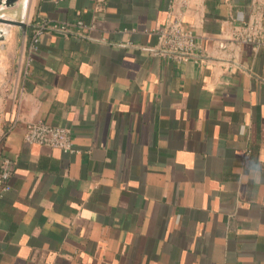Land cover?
Listing matches in <instances>:
<instances>
[{
	"label": "crops",
	"instance_id": "crops-1",
	"mask_svg": "<svg viewBox=\"0 0 264 264\" xmlns=\"http://www.w3.org/2000/svg\"><path fill=\"white\" fill-rule=\"evenodd\" d=\"M26 23L0 44V264H264V0H29ZM44 23L71 31L30 53ZM173 23L199 63L159 53Z\"/></svg>",
	"mask_w": 264,
	"mask_h": 264
},
{
	"label": "built area",
	"instance_id": "built-area-1",
	"mask_svg": "<svg viewBox=\"0 0 264 264\" xmlns=\"http://www.w3.org/2000/svg\"><path fill=\"white\" fill-rule=\"evenodd\" d=\"M76 26L81 29L89 27L82 21H78ZM71 25L68 23L49 25L41 24L36 29L30 46V53L37 50V45L40 41V36L44 32L58 33L67 35L71 31ZM159 53L164 56H171L177 62L194 61L199 63L197 54L198 46L193 36L185 32L182 25L173 23L167 27L160 29L158 32ZM260 37L258 27H244L240 32L234 35V40L239 42L254 43ZM226 43H221L220 47L225 48ZM24 140L27 144L44 146L51 149L59 150L63 153H75L76 148L73 142L71 131L64 127H54L45 123H30L27 125ZM0 186H3L5 191L8 190V181L12 173L13 163L10 159L0 157Z\"/></svg>",
	"mask_w": 264,
	"mask_h": 264
},
{
	"label": "water",
	"instance_id": "water-1",
	"mask_svg": "<svg viewBox=\"0 0 264 264\" xmlns=\"http://www.w3.org/2000/svg\"><path fill=\"white\" fill-rule=\"evenodd\" d=\"M28 4L29 0H0V44L7 40L12 30L26 32Z\"/></svg>",
	"mask_w": 264,
	"mask_h": 264
}]
</instances>
